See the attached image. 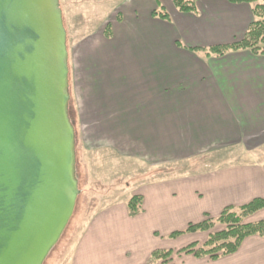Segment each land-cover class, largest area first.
Segmentation results:
<instances>
[{
    "label": "crops",
    "instance_id": "1",
    "mask_svg": "<svg viewBox=\"0 0 264 264\" xmlns=\"http://www.w3.org/2000/svg\"><path fill=\"white\" fill-rule=\"evenodd\" d=\"M120 5L116 22L107 23L108 37L106 25L94 45L68 51L69 87L71 62L81 63L79 126L89 127L95 142H110L120 155L149 166L200 162L185 174L138 186L132 196H141L142 206L135 217L128 216V199L90 213L60 264H145L155 250L206 240L208 233L168 238L188 224L264 200V55H206L244 37L253 5L199 0L192 13L170 0ZM158 7L168 20L152 17ZM138 12L146 22L137 21ZM132 40L131 52L120 53ZM218 156L223 160H213ZM262 219L264 209L246 222ZM175 257L170 264H264V238L248 237L234 254L217 259Z\"/></svg>",
    "mask_w": 264,
    "mask_h": 264
},
{
    "label": "water",
    "instance_id": "2",
    "mask_svg": "<svg viewBox=\"0 0 264 264\" xmlns=\"http://www.w3.org/2000/svg\"><path fill=\"white\" fill-rule=\"evenodd\" d=\"M59 0H0V264H44L79 195Z\"/></svg>",
    "mask_w": 264,
    "mask_h": 264
},
{
    "label": "rangeland",
    "instance_id": "3",
    "mask_svg": "<svg viewBox=\"0 0 264 264\" xmlns=\"http://www.w3.org/2000/svg\"><path fill=\"white\" fill-rule=\"evenodd\" d=\"M124 1L59 0L67 32L68 51L75 55L85 45L90 47L94 45L93 43L100 38L101 30L104 29L107 23L113 24L116 22V17L122 7L120 4ZM165 7L166 3L162 5L164 10ZM137 17L138 22H146V19L139 12ZM139 41H142V39ZM134 43L132 40L130 43L121 44L120 53L129 54L131 52L129 47ZM128 44L130 46L126 47ZM140 53H142V50ZM80 65L81 63L77 60L76 62H71L73 76L71 77L72 86L70 85L69 87V96L72 99L70 100V110L73 114L72 121L76 131V179L79 195L67 228L44 264H57L63 261V257L68 255L66 254L68 246L75 245L78 236L88 222L90 213L104 208L107 204L124 203V200L129 199L138 190L137 187L147 180L159 177L170 178L185 174L191 171V167L196 168L195 166H198L196 164L200 162L199 159H195L194 161L196 162L191 160L168 162L165 165L153 167L146 164V162L140 161V159H130L120 155V152L111 147L112 144L110 142L102 140L95 142L89 127L79 126V112L83 103L79 87L81 79ZM126 70L127 77L132 69L128 67ZM122 75L125 76L123 72ZM222 157L218 156L213 160H223ZM249 218H246L245 222ZM224 228L225 226L222 225H214L209 232L197 233H204L205 235L208 233V238L209 233L219 232ZM207 238L202 243L195 241L188 245L195 243L197 248H199L207 241ZM188 245L182 247V249ZM179 250H171L173 255L170 259L164 263H159L170 264L172 257L185 255H177L176 253ZM173 259H176V257Z\"/></svg>",
    "mask_w": 264,
    "mask_h": 264
},
{
    "label": "trees",
    "instance_id": "4",
    "mask_svg": "<svg viewBox=\"0 0 264 264\" xmlns=\"http://www.w3.org/2000/svg\"><path fill=\"white\" fill-rule=\"evenodd\" d=\"M174 7L183 13H192L196 9V2L199 0H170ZM231 3L252 4L253 21L248 27L244 37L231 45L213 47L206 51V55L222 56L227 52L249 50L253 54L264 55V0H228ZM152 17L168 20L167 13L158 7L151 13ZM110 26L105 28L106 37L109 36ZM69 103L68 114L72 120L73 114ZM75 130V126H74ZM76 134V131H75ZM76 153V148H75ZM78 183V182H77ZM142 197L131 196L126 208L129 217H135L141 212ZM264 209L263 199H254L241 207H227L217 217L209 218L196 223L188 224L182 230L168 236L170 239H177L185 234L197 232H209L214 225H222L225 228L219 232L209 233L207 241L197 248V244H191L180 249L176 254L193 255L196 258L210 257L217 259L234 254L240 247L243 240L248 237L257 236L264 238V219L256 222H245V219ZM72 246H68L67 250ZM197 248V249H196ZM66 252V251H65ZM173 255L171 250H155L151 253L145 264H160L166 262ZM65 257H63L64 260ZM62 261V260H60ZM160 262V263H159ZM58 262L57 264H60Z\"/></svg>",
    "mask_w": 264,
    "mask_h": 264
}]
</instances>
